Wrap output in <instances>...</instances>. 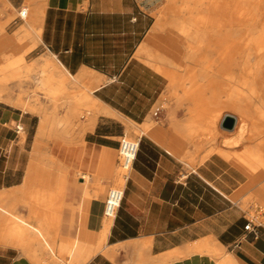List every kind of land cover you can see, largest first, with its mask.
I'll list each match as a JSON object with an SVG mask.
<instances>
[{"label":"crops","instance_id":"0c3cea01","mask_svg":"<svg viewBox=\"0 0 264 264\" xmlns=\"http://www.w3.org/2000/svg\"><path fill=\"white\" fill-rule=\"evenodd\" d=\"M167 1L0 0V71L20 54L38 63L45 55L67 72V93L90 88L74 106L88 98L83 105L93 109L65 139L54 136L50 115L48 139L38 136L41 112L14 105L21 96L2 92L0 205L8 212L0 209V219L8 220L0 222V264H35L27 252L38 251V230L54 243L56 256L67 247L65 260L73 264H264V224L246 231L253 220L241 207L247 194L236 200L244 185L264 190L260 170L219 154L187 170L180 158L191 151L172 135L176 126L163 130L155 123L139 138L123 201L100 243L120 139L145 122L166 89L168 79L148 51ZM22 7L28 9L23 19ZM60 82L51 81L53 97ZM257 193L264 205V192Z\"/></svg>","mask_w":264,"mask_h":264},{"label":"bare ground","instance_id":"6f19581e","mask_svg":"<svg viewBox=\"0 0 264 264\" xmlns=\"http://www.w3.org/2000/svg\"><path fill=\"white\" fill-rule=\"evenodd\" d=\"M175 1L168 0L162 9L173 16L167 33L149 37L155 42L153 50L148 51L150 63L168 77L174 75L172 68L186 67V79L194 88L185 95L194 98L196 116L185 126H199L201 121V128L189 131L195 148L221 133V146L211 150L238 167L252 164L249 166L260 170L259 176L264 177V0H181L178 6ZM160 52L166 65L159 64ZM190 63L198 65V69L194 71ZM43 68L47 75L43 81L46 88L50 89L52 80L66 82L65 69L49 58L45 59ZM3 90L0 86V96ZM12 103L26 110H39L38 136L50 134V114L44 107L24 102L21 97ZM77 108L73 106L72 111L76 112ZM227 111L236 118L235 126L231 131H220V120ZM152 126L150 120L134 125L133 129L145 134ZM200 129H209L211 134L204 135ZM243 144L245 147L236 150L227 148ZM0 209L8 212L1 205ZM6 220L0 219V222ZM109 225V222L104 225L100 243L104 242ZM38 232L41 236L38 251L27 252V255L35 264H53L54 243L44 230ZM67 250L66 247L59 252L64 255Z\"/></svg>","mask_w":264,"mask_h":264},{"label":"rangeland","instance_id":"374dc122","mask_svg":"<svg viewBox=\"0 0 264 264\" xmlns=\"http://www.w3.org/2000/svg\"><path fill=\"white\" fill-rule=\"evenodd\" d=\"M181 0L175 1V6L180 5ZM161 11V10H160ZM158 11L155 18L154 26L151 30V35L156 37H161L167 33L169 28V20L173 17L164 9L162 12ZM160 12V13H159ZM155 42L151 41L150 47L154 48ZM149 47V48H150ZM160 54V65H166L164 55L162 52ZM50 55V54H46ZM19 56V55H18ZM25 54H20L17 58L16 63L12 65L9 69H5L0 71V79L5 82L4 90L6 94H9L12 97L21 96L24 100L37 103L42 105L45 108V111L54 117V121L56 124V134L55 137L64 138L66 136L72 135V132L76 129V127L80 124V118L82 116H87L89 112H93V109L88 105H80L77 108L76 112L73 115H70L72 108L74 105L78 104L79 101H73V99H79L82 97L84 93H87V90L90 91L88 86L86 87H78L76 91H70L67 93L66 84L60 82L58 94L54 97L52 96L49 88H46L43 85L44 79L47 77L46 72H44L43 63L46 58L45 55H40L39 61L42 63L34 62H26L24 58ZM52 60V58H49ZM54 60V58H53ZM55 61V60H54ZM56 62V61H55ZM189 66L196 71L198 69V65L190 63ZM174 71L173 77H167V85L165 92L161 95L160 99L151 109L147 119L145 121H152V123L157 124L162 129L164 125L168 127L176 126L175 131L172 135L176 136L183 145L184 148L189 152V157L180 158L182 162L185 163V167L187 170L195 169L198 165L202 164L206 159L213 155H218L211 149L221 146V141L223 136L221 133H216L215 138L213 140H208L206 142L201 143L200 148H195L193 141L191 140V136H189V131L192 128H201V121L199 126H194L191 128H187L185 125L188 124L190 119L196 116L195 113V102L192 96H186L185 92L187 90H192L194 88L192 86V82L189 79H186V67L183 65L172 68ZM73 85H71L72 87ZM186 96V97H185ZM54 98L56 100L51 101ZM160 105L163 107L160 118H155L152 115V111L155 106ZM55 107V108H54ZM23 110V109H22ZM25 111V110H23ZM182 111L183 118L178 119L176 117V112ZM227 111L225 113L232 114V112ZM31 114L38 115L36 112H30ZM39 116V115H38ZM223 119V117H222ZM220 120V123L222 121ZM51 120V119H50ZM220 123L218 129L222 131L223 129L220 127ZM16 126V125H15ZM179 126V127H178ZM181 127V128H180ZM133 129V128H132ZM164 130V129H163ZM201 133L204 135H210L211 130L206 129L203 131L200 129ZM226 131V130H225ZM199 132V131H198ZM17 135V133H16ZM52 133L47 134L46 137L50 139L52 137ZM142 134L138 132L128 130L126 133V137L129 139H139ZM21 140L23 141L25 138L24 132L20 133ZM208 142V143H207ZM211 142V143H210ZM246 144L237 145V147L228 146V149H239L245 147ZM252 165V164H250ZM249 168L252 171H255L256 168L254 166ZM111 178L113 180L112 186H120L123 185V182L120 180V169L114 168L111 174ZM245 186V185H244ZM242 186L238 190V197H241L243 194H247L244 198L241 207L243 209H249L250 218L253 219L256 223L261 222L264 224V205L260 203L261 198L258 197L257 192H264L261 190V184H255L249 187ZM264 199V197L262 198ZM104 218L103 222H109L111 224L112 219ZM68 254V253H67ZM67 254L52 256L54 263L53 264H73L72 262H67L65 260Z\"/></svg>","mask_w":264,"mask_h":264},{"label":"built area","instance_id":"2783aa9c","mask_svg":"<svg viewBox=\"0 0 264 264\" xmlns=\"http://www.w3.org/2000/svg\"><path fill=\"white\" fill-rule=\"evenodd\" d=\"M27 12L28 9L26 7L20 8L18 12L19 18H25ZM162 109L163 107L160 105L155 106L152 115L155 118H160ZM15 128L17 134H20L21 131L23 132L20 124H16ZM139 148L140 139H129L125 135L121 137L118 148V168L120 169V178L123 180V185L111 186L108 189L103 208V215L105 218L114 219L117 216L124 198L125 185L130 179V173L138 155ZM261 225V222L256 223L253 220H248L244 229L256 233V228Z\"/></svg>","mask_w":264,"mask_h":264},{"label":"water","instance_id":"95a60500","mask_svg":"<svg viewBox=\"0 0 264 264\" xmlns=\"http://www.w3.org/2000/svg\"><path fill=\"white\" fill-rule=\"evenodd\" d=\"M235 123H236V118L232 114H225L220 123V127L222 129L231 131L233 130Z\"/></svg>","mask_w":264,"mask_h":264}]
</instances>
